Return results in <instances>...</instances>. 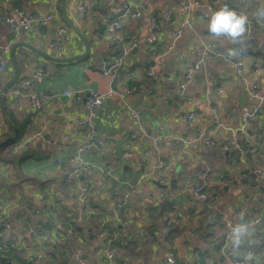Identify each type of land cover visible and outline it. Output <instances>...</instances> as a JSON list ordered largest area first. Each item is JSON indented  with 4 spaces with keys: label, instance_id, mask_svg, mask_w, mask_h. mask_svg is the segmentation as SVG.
<instances>
[{
    "label": "crops",
    "instance_id": "1",
    "mask_svg": "<svg viewBox=\"0 0 264 264\" xmlns=\"http://www.w3.org/2000/svg\"><path fill=\"white\" fill-rule=\"evenodd\" d=\"M126 1L141 11L139 16L121 20V34L134 38L135 45L124 58L121 69L114 75L103 74L102 60L115 55L105 29ZM76 2L0 0V44L10 42V49L17 44L15 57L20 76L29 75L39 67L51 74L35 86L36 91L48 95L41 99L37 110L0 96V202L3 204L0 218L9 224L1 242L17 247L21 255L32 258V264H79L71 256L72 251L87 264H106L110 244L108 238L97 237L105 229L121 246L114 250L115 264L117 261L161 264L168 252L175 254L176 264H202L201 253L207 252L203 258H217L216 245L221 246L227 232L218 211L224 210L233 224L239 216L246 218L256 211L262 219L252 225L254 232L246 244L233 250L228 240L227 243L235 258L241 257L247 246L255 245L256 258L264 264V100L249 121L248 131L255 140L248 154H245V135L237 133L233 138L232 134L241 122L242 108L251 111L257 103L250 93L264 94V26L257 22V11L264 8V0H229L252 21L250 29L234 44L216 39L207 31L210 13L204 15V7L212 4L217 10L225 6L215 0H202L184 13L180 7L186 0H87L85 19L78 14ZM14 7L27 12L57 9L69 28L70 40L59 47H50L52 24L10 32L4 16L12 14ZM152 18L157 26L156 42L149 44ZM67 19L87 41L88 53ZM177 28L181 34L174 38ZM204 43L224 51L225 55L208 56L192 80L180 90L178 83L183 68L193 62ZM237 43L242 48L248 47L250 52H238L236 57L229 58L226 50L235 48ZM42 53L56 58L86 55L63 63ZM235 60L242 62L239 74L233 70ZM38 62L46 65L40 66ZM149 68L151 74H147ZM12 74L9 52L7 69L0 72V93L6 89ZM139 83L147 85L151 93H136L123 100L140 113L148 135L132 142L129 156L123 157L125 144L137 128L123 110L122 98L112 94L103 101L94 120L106 145L101 150L84 152L82 157L92 167L68 179V170L76 164L75 149L88 133L77 122L86 118L88 111L61 92L67 88L116 90L122 85ZM213 106L223 123L220 126L212 121ZM191 110L198 111L199 116L186 131L183 115ZM199 132L203 135L197 138ZM64 135L69 138L64 139ZM206 135L213 143L206 141ZM14 138L18 141L11 142ZM29 138L26 147L13 149L16 142ZM222 143L228 144V151L221 149ZM141 159L144 161L139 165ZM161 160L171 163L167 193L153 209L148 195L160 186L157 164ZM107 166L115 167V182L120 184L117 194L112 181L98 172V168ZM208 167L211 170L205 187L212 206L206 209L193 194V186L203 183L201 174ZM246 171L254 172L253 179L238 181V175ZM185 180L190 182L188 186L184 185ZM84 185L90 186L88 210L76 223L79 231L74 237L55 225L66 216L69 221L77 216L83 204L80 188ZM131 186H136L138 191L123 199V193ZM100 212L103 216L94 222L90 215ZM164 223L169 225V233H165ZM26 226L36 234L27 232Z\"/></svg>",
    "mask_w": 264,
    "mask_h": 264
},
{
    "label": "built area",
    "instance_id": "2",
    "mask_svg": "<svg viewBox=\"0 0 264 264\" xmlns=\"http://www.w3.org/2000/svg\"><path fill=\"white\" fill-rule=\"evenodd\" d=\"M147 1V0H146ZM202 0H186V2L180 7V12L184 13L188 9L197 6L201 3ZM215 3H223L225 6L236 10L238 13H247L243 10L237 9L234 4H231L229 0H215ZM87 0H77L76 2V10L78 14L85 19L87 16V8H86ZM205 8L204 15L206 12L210 14L214 12V8L212 4H207ZM12 14H6L4 16V22L8 27L9 31L12 33H18L20 30H30L33 26L44 27L46 25L52 24L53 26V33L52 38L50 41V47L56 48L63 44H65L68 40H70V32L69 28L62 22L60 19L59 13L57 9L53 8L52 10L44 11V12H27L21 8L14 7L12 8ZM141 11L138 7L134 8L128 1L121 5L120 13L110 20L105 29V36L109 39L112 43L113 49L115 51V55L112 57H107L102 60L101 65V72L107 75H114L116 71L122 68L124 58L129 53V50L132 46L135 45V39L132 37H126L121 34V20L128 18V17H136L139 16ZM248 16V15H247ZM169 18V14H168ZM167 18V19H168ZM249 23L247 26V31L250 29L252 25L251 19L248 17ZM152 27L150 36L147 40L149 44H154L156 42V32L155 29L157 28L155 24V18H152ZM183 21H186L185 19ZM257 22L264 26V18H258ZM181 34V29L177 28L174 31V38H177ZM170 46H167L169 48ZM10 52V42H3L0 44V72L4 73L7 69V61H8V54ZM224 56L225 52L219 49L213 48L209 43H204L200 50L197 52L196 58L190 64L186 65L180 77V81L178 83V87L180 90H183L190 80H192L194 74L198 71L201 64L205 61L208 56ZM241 60H235L233 62V70L239 74L241 71ZM151 68L147 70V74H151ZM51 77V74L48 70L39 67L34 70L32 73L26 76H20V78L10 87L7 89L1 90L0 96L2 97H9L11 98L14 103L19 104V102H24L28 108L32 110H37L40 107V102L42 98H47L48 95L45 93H41L36 91L35 86L43 81L44 79H48ZM208 85H211L208 82ZM136 93L148 95L151 93V89L145 85L144 83L139 84H131V85H122L116 90L113 88H108L106 90H88L84 91L82 89L76 88H67L64 89L61 94L66 95L68 97L73 98L76 103L82 104L86 110L88 111V116L86 118H82L78 120V124L86 127L88 129L87 138L86 140L79 145L74 152L73 158L76 160V164L71 167L66 177L68 179L77 176L78 174L84 172L88 168L92 167V164L85 160L82 155L84 152L91 151V150H101L105 145L106 141L104 137L98 132L95 127L94 120L96 118V112L101 107L103 101L111 96L112 94L118 95L122 98V108L124 111L128 112L131 119L135 122L137 131L130 134V141L125 144V150L123 152V157L129 156L128 149L132 142L137 141L140 136L148 135V127L146 123L143 121L140 113L131 108L125 99L123 98L134 95ZM255 99H257V103L253 106L252 110L249 111L246 107L242 108V119L239 125H237L233 130V138L237 133H242L245 135V144L247 149L245 150V154H248L249 147L253 144L255 138L252 133L248 131L249 121L250 118L259 111V107L261 102L264 100V94H259L257 91H252L250 93ZM199 116V112L196 110L188 111L183 115V120L185 123V129L189 128V126L194 122V120ZM212 121L216 125H222L221 119L216 114L215 106L212 107ZM203 135L202 132H199L196 136L200 138ZM195 136V137H196ZM69 135H64V139H68ZM206 141L209 143H213L209 135L205 136ZM164 141H169L168 138H163ZM31 138L25 139L23 141L16 142L13 145V149L17 150L18 148H24L30 142ZM174 142V141H173ZM234 140H231L233 143ZM221 149L228 151V144L222 143L220 145ZM143 158L146 156V151L143 153ZM144 159L139 161V165L143 164ZM171 163L166 160H161L157 164V170L159 171V187L154 194L148 195L149 205L153 209H155L158 205V202L162 200L166 193V184H167V173L170 170ZM211 168H206L202 174L203 183L193 186V194L195 197L204 205L206 209L212 206V198L208 193V190L205 187V180L209 175ZM98 172L108 181H112V188L115 194L119 192L120 184L117 181V176L115 174V167L107 166L105 168H98ZM253 171H246L242 172L238 175V181H248L253 179ZM189 181L185 180L184 185L188 186ZM180 190V187H173L172 189ZM90 186L84 185L80 188L79 196L82 198V207L80 208L79 213L77 216H74L70 219L67 224H62L60 222L56 223V228L60 231H64L71 236H77L78 230H76V223L81 219L82 215L88 210V205L86 204L88 201V192ZM138 191L136 186H131L128 190L123 193L122 198L127 199L130 194L135 193ZM3 204L0 202V213L2 211ZM221 215L222 219L224 220V225L227 229V232L224 236V241L220 246V250L218 252V258H211L208 257L205 260V264H261L256 258V246H250L244 252V254L239 257L235 258L232 255V252L227 243V233L230 230L231 225L233 224L227 215V213L222 210L218 211ZM261 216L258 212L253 211L247 215L245 218L246 221H249L252 225L259 224L261 221ZM24 226L26 225L25 222ZM165 233L169 231L168 224H163ZM9 228V224L4 219L0 220V240L3 236L4 232ZM27 232L31 234H36V232L29 226H26ZM98 238H108V242L114 240L112 234L105 229H102L97 234ZM71 256L76 259L79 264H87V261L81 257L75 251H72ZM114 250L109 248L106 252L107 263L106 264H115L114 263ZM177 259L173 252H168L164 259L162 260L161 264H176ZM116 264H123L117 261Z\"/></svg>",
    "mask_w": 264,
    "mask_h": 264
},
{
    "label": "clouds",
    "instance_id": "3",
    "mask_svg": "<svg viewBox=\"0 0 264 264\" xmlns=\"http://www.w3.org/2000/svg\"><path fill=\"white\" fill-rule=\"evenodd\" d=\"M257 16L264 18V8L258 9ZM248 23L249 19L246 14L223 6L209 15L207 31L216 39H226L229 44H234L245 35ZM238 52V49L229 47L226 50V55L229 58H234ZM253 232L252 224L241 215L237 218V222L231 225L226 238L230 247L233 250H238L252 237Z\"/></svg>",
    "mask_w": 264,
    "mask_h": 264
},
{
    "label": "trees",
    "instance_id": "4",
    "mask_svg": "<svg viewBox=\"0 0 264 264\" xmlns=\"http://www.w3.org/2000/svg\"><path fill=\"white\" fill-rule=\"evenodd\" d=\"M17 139L18 138H14L11 142L18 141ZM100 213H101L100 215L99 214H93V213L90 215V217L93 219L94 222L95 221H97V222L100 221L99 218H101L103 216V213L102 212H100ZM0 220H1V218H0ZM60 222L62 224H67V222H69V219L66 216ZM76 226H77V224H76ZM168 233H169V231H168ZM82 236L86 237L87 235H86V233H82ZM109 244H110L109 248H111L113 250H115V249L117 250L119 248L121 249L120 244L116 240L110 241ZM215 249H216L217 252H219L220 244L216 245ZM116 250H115V252H116ZM206 253L207 252L201 253V255L199 256L200 257V263H202V264L205 263V260H206L207 256L205 258H203V256ZM217 255H218V253H217ZM217 258H218V256H217ZM0 264H32V258L31 257H24L23 255H21V252H20V250L17 247H15L13 245L4 244L0 240Z\"/></svg>",
    "mask_w": 264,
    "mask_h": 264
},
{
    "label": "water",
    "instance_id": "5",
    "mask_svg": "<svg viewBox=\"0 0 264 264\" xmlns=\"http://www.w3.org/2000/svg\"><path fill=\"white\" fill-rule=\"evenodd\" d=\"M67 21H68L69 25L71 26V28L73 29V31L75 32L76 36H78L82 40V42L84 43L85 48H86V52L88 53L87 41L83 38V36H82L81 32L78 30V28L70 20L67 19ZM24 45L29 47L26 44H24ZM16 46H17V44H13L11 49H10V60H11V64H12L13 74H12L11 78L9 79V81L5 85L6 89L8 87L12 86L20 78V69H19V66H18L17 61H16V57H15V48H16ZM235 48L239 50L240 54L243 53V52H250V49L248 47L242 48L239 43H237L235 45ZM42 55L45 56L46 58L50 59V60H53V61H56V62L66 63V62H70V61H73V60L80 59L86 54L73 55V56H68V57H64V58L49 57L47 54H44V53H42ZM38 64L40 66H45L46 65L44 62H38ZM1 144L2 143H0V145ZM121 202H122V200H121ZM247 248H249V246H247Z\"/></svg>",
    "mask_w": 264,
    "mask_h": 264
},
{
    "label": "rangeland",
    "instance_id": "6",
    "mask_svg": "<svg viewBox=\"0 0 264 264\" xmlns=\"http://www.w3.org/2000/svg\"><path fill=\"white\" fill-rule=\"evenodd\" d=\"M1 151V150H0Z\"/></svg>",
    "mask_w": 264,
    "mask_h": 264
}]
</instances>
